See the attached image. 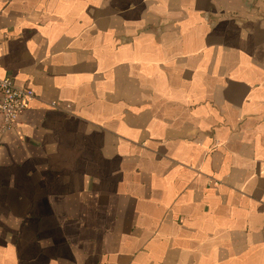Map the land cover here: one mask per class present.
Masks as SVG:
<instances>
[{
    "label": "crops",
    "instance_id": "0c3cea01",
    "mask_svg": "<svg viewBox=\"0 0 264 264\" xmlns=\"http://www.w3.org/2000/svg\"><path fill=\"white\" fill-rule=\"evenodd\" d=\"M0 77V264H264V0H0Z\"/></svg>",
    "mask_w": 264,
    "mask_h": 264
},
{
    "label": "built area",
    "instance_id": "2783aa9c",
    "mask_svg": "<svg viewBox=\"0 0 264 264\" xmlns=\"http://www.w3.org/2000/svg\"><path fill=\"white\" fill-rule=\"evenodd\" d=\"M35 97L33 90L18 86L9 77H0V116L3 119L0 132L12 127ZM51 105L56 107L55 103Z\"/></svg>",
    "mask_w": 264,
    "mask_h": 264
}]
</instances>
